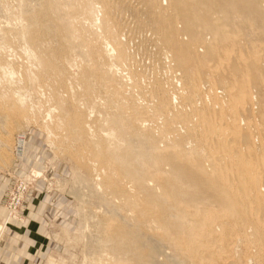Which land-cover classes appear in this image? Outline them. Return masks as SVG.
<instances>
[{
	"label": "rangeland",
	"instance_id": "rangeland-1",
	"mask_svg": "<svg viewBox=\"0 0 264 264\" xmlns=\"http://www.w3.org/2000/svg\"><path fill=\"white\" fill-rule=\"evenodd\" d=\"M207 1L196 63L169 0H0V247L17 221L23 264H264V0Z\"/></svg>",
	"mask_w": 264,
	"mask_h": 264
},
{
	"label": "bare ground",
	"instance_id": "bare-ground-1",
	"mask_svg": "<svg viewBox=\"0 0 264 264\" xmlns=\"http://www.w3.org/2000/svg\"><path fill=\"white\" fill-rule=\"evenodd\" d=\"M163 1V3H164V0H162ZM211 1V0H210ZM222 1V0H221ZM230 0H228V2H229ZM248 2H247V5H246V2L245 1H243V0H233V2H234V5L236 6H234L235 7V9L237 8V6H241L242 7V9H247L246 7H249V5L250 4H254V2H256L257 0H247ZM95 2V1H94ZM169 2H170V0H169ZM207 2H209V0L207 1ZM227 2V1H226ZM239 2V3H238ZM86 3H87V1H86ZM93 3V2H92ZM196 3H198V2H196ZM195 3V0H172L171 2H170V4H171V8L172 9H174L176 12L178 11V12H183V16H185V20H186V27H188L187 29L190 31L189 33L192 35V38H191V41L190 42H188V43H179L178 42V39L177 38H175V39H173L172 37H170L169 38V43H170V51H175V53H176V56H180V58H183L182 56H185V57H191V58H194L193 60H195L194 62H196V59H195V57H197V55H196V49L194 48V46L195 45H197V44H202L203 43V41H204V39L202 40V38H201V35L199 36L198 34H196V33H194V31L192 30V28H191V24L192 23H195L194 22V19H200L201 17H203L204 15H205V13L206 12H208L209 10H211V9H207V10H203L202 9V7L200 8L199 6H198V4L200 3L201 4V2H200V0H199V3L198 4H196ZM160 4V3H159ZM229 4V3H228ZM170 6V5H169ZM207 6H210L209 5V3L207 4ZM207 6H205V8H207ZM262 6V5H261ZM158 8H160V6H158ZM210 8H212V7H210ZM215 8V7H214ZM218 8H221V7H218ZM230 9V8H229ZM229 9H227V10H229ZM234 9V8H233ZM163 10H165V9H163ZM184 10V11H183ZM217 10V9H216ZM216 10H214V12L217 14L218 12H219V10L220 9H218V12L216 11ZM88 12H90V10L88 9L87 10ZM220 11H223L224 12V10H220ZM213 12V11H212ZM236 12V11H235ZM244 12V11H243ZM219 14V13H218ZM180 15V14H179ZM230 16H231V13L229 14ZM229 15H227V17H225V22L227 23V24H230V23H235V26L236 25H238L236 22H234V20L236 19V21H238L239 22V20H237V16L239 17V13L237 14V16H236V14H234V16L232 15V17L233 18H231ZM94 16V15H93ZM219 16V15H218ZM229 16V17H228ZM236 16V18H234ZM221 17V16H220ZM220 17H218V18H215V20H218V19H220ZM243 17V16H242ZM181 18V17H180ZM212 19H213V17H212ZM238 19H240V17L238 18ZM205 20H207V19H205ZM244 20V19H243ZM243 20H240L241 22H243ZM220 20H218V22H219ZM249 21V20H248ZM215 22L216 21H214V24H215ZM225 22H223V20H221V23H224L225 24ZM246 22V21H245ZM95 23H97V22H95ZM220 23V22H219ZM219 23H216L215 25H220ZM244 23V22H243ZM247 23V22H246ZM197 24V23H196ZM205 24V23H204ZM211 24H213V21H211ZM226 24V25H227ZM239 24H240V22H239ZM249 24V23H248ZM247 25V24H246ZM245 25V26H246ZM251 25V24H250ZM180 26V25H179ZM206 26H207V24H206ZM242 26V25H241ZM97 27H99V26H97ZM175 27H176V25H175V23H169L168 24V26H167V29H169L171 32H173L172 30H175V31H177L176 29H175ZM183 27V26H182ZM209 27V26H208ZM215 27V26H214ZM213 27V28H214ZM226 27V26H225ZM225 27H224V29H221L220 30V33H218V34H221V33H223L224 34V32H221L222 30L223 31H227L228 29H226L225 30ZM237 27V26H236ZM238 27H239V25H238ZM247 27V26H246ZM248 27H249V25H248ZM158 29H160L159 31H161L162 32V34H165V35H169L170 33L169 32H167V31H165L163 28H162V26L160 25V26H158L157 27ZM213 28L211 29V31L213 30ZM218 28V27H217ZM221 28V27H220ZM250 28V27H249ZM99 29V28H98ZM180 29H181V27H180ZM157 30V29H156ZM234 31H235V29H233ZM245 30V29H244ZM243 30V31H244ZM228 31H230V29L228 30ZM232 31V30H231ZM83 32V31H82ZM156 32V31H155ZM206 32V31H205ZM204 32V33H205ZM218 32V31H217ZM236 32H237V30H236ZM236 32H233L232 31V33L231 34H233L234 36H235V41H233V43L235 42V45H236V40L238 39V36L236 35V34H234V33H236ZM207 33V32H206ZM202 34V33H201ZM208 34V33H207ZM206 34V35H207ZM226 34H228V33H226ZM123 35V34H122ZM205 35V36H206ZM208 35H210V34H208ZM230 35V34H229ZM242 35H244L243 33H242ZM166 36V37H167ZM189 36L190 35H188L187 36V38H189ZM224 36H227V35H224ZM208 37V36H207ZM206 37V38H207ZM216 37H218V39H219V35L218 36H216ZM228 37V36H227ZM222 38V37H221ZM245 38H246V36H245ZM183 39V38H182ZM212 39V38H211ZM210 39V41H212ZM223 39H225V38H223ZM207 40H208V38H207ZM226 40V39H225ZM102 41H104V40H102ZM183 41V40H182ZM216 41V40H215ZM223 41V40H222ZM243 41V40H242ZM242 41H239V43L240 42H242ZM112 42H114V40L112 39ZM181 42V41H180ZM217 42V41H216ZM219 42V41H218ZM226 42V41H225ZM225 42H223V43H225ZM227 42H228V40H227ZM222 43V44H223ZM105 44V43H104ZM205 44H207V43H205ZM219 44V43H218ZM217 44V45H218ZM229 44H230V42H229ZM156 45V44H155ZM215 45V44H214ZM105 46H106V44H105ZM233 46V45H232ZM232 46H231V50H232ZM202 47V46H201ZM208 47V46H207ZM221 47H224V44L223 45H221ZM212 48H214L213 46H212ZM211 48V50H213ZM217 48H219V47H216V49ZM244 48V47H243ZM103 49H105V47L103 48ZM106 49H107V46H106ZM200 49V48H199ZM208 49H209V47H208ZM227 49V48H226ZM230 49V48H229ZM2 50V49H1ZM110 50H112V49H110ZM210 50V51H211ZM219 50H221L220 48H219ZM233 50H235V49H233ZM236 51V50H235ZM240 51V50H239ZM252 51V50H251ZM106 52H107V50H106ZM200 52H202V51H200ZM238 53V52H237ZM252 53V52H251ZM253 53H254V51H253ZM105 54H107V53H105ZM112 54V53H111ZM202 54V53H201ZM200 54V55H201ZM209 54V53H208ZM213 54H214V52H213ZM213 54H211L210 55V57H212V59H214L215 61H214V64H215V62H219L220 61V57H216L215 55L213 56ZM236 54V53H235ZM246 54V53H245ZM109 55V54H108ZM205 55H207V54H205ZM217 55V54H216ZM219 55H221L220 54V51H219ZM237 55V54H236ZM112 56V55H111ZM203 56V55H202ZM104 58H105V56H104ZM107 58V57H106ZM191 58H189V59H191ZM203 58V57H202ZM99 59V58H98ZM110 59V58H109ZM199 59V58H198ZM97 60V59H96ZM202 61V60H201ZM209 61V60H208ZM251 61V60H250ZM253 61V60H252ZM172 62H174V60L172 61ZM175 62H177L176 60H175ZM203 62V61H202ZM211 62H213V61H211ZM97 63V62H96ZM113 63V62H112ZM197 63V62H196ZM201 63V62H200ZM204 63H205V60H204ZM236 63V62H235ZM202 64V63H201ZM237 64V63H236ZM240 64H241V62H240ZM248 64V63H247ZM105 65H106V63H105ZM109 65V64H108ZM113 65V64H112ZM193 65L194 64H192V67H193ZM203 65V64H202ZM206 65V64H205ZM224 65H225V63H224ZM230 66H231V64H229ZM242 65V64H241ZM249 65V64H248ZM207 66V65H206ZM234 66H235V64H234ZM253 66V65H252ZM252 66H251V68H252ZM109 67V66H108ZM209 67V66H208ZM207 67V68H208ZM264 67V66H263ZM105 68H107V67H105ZM113 68H115V66L113 65ZM162 68V67H161ZM194 68V67H193ZM205 68V69H204ZM204 68H203V66H202V68L201 69H204V70H206V67L204 66ZM223 68V67H222ZM224 68H226V67H224ZM238 68H240V67H238ZM250 68V69H251ZM118 69V68H117ZM178 69V68H177ZM180 69V68H179ZM199 69H200V65H199ZM232 69H233V72H234V68H233V66H232ZM244 69V68H243ZM7 70V69H6ZM182 70V69H181ZM183 71V70H182ZM208 71V70H207ZM264 71V70H263ZM184 72V71H183ZM219 72H220V70H219ZM248 72V71H247ZM11 73V72H10ZM123 73V72H122ZM204 73H207V72H204ZM234 73H236V71L234 72ZM202 74V73H201ZM217 74V73H216ZM237 74V73H236ZM235 74V75H236ZM250 74V73H249ZM252 74H253V72H252ZM207 75H209V74H207ZM242 75H243V71H242ZM254 75V74H253ZM129 76V75H128ZM204 76H205V74H204ZM204 76H202V77H204ZM221 76V75H220ZM223 76H225V75H222V78H223ZM259 76V75H258ZM257 76V77H258ZM208 77V76H207ZM213 77H215V76H213ZM255 77V76H254ZM70 78V77H69ZM243 78H244V75H243ZM129 79V78H128ZM183 79V78H182ZM215 79H216V77H215ZM218 80V79H217ZM224 80H225V77H224ZM255 80V79H254ZM242 81H244V80H242ZM89 82V81H88ZM128 82H129V80H128ZM127 82V83H128ZM187 82V81H186ZM223 82H225L226 83V81H223ZM245 82V81H244ZM255 82H258V85H259V80L258 81H255ZM123 83V82H122ZM184 83V82H183ZM239 83V82H238ZM251 83H253V82H251ZM93 84V83H92ZM158 84V83H157ZM184 84H186V83H184ZM203 84V83H202ZM217 84V83H216ZM224 84V83H223ZM228 84V83H227ZM255 84L256 83H254V87H255ZM188 85V84H187ZM261 85V84H260ZM259 85V86H260ZM156 86V85H155ZM200 86V85H199ZM219 86H220V84H219ZM225 86V85H224ZM227 86V85H226ZM252 86V85H251ZM257 86V85H256ZM221 87V86H220ZM244 87H246V86H244ZM261 87V86H260ZM69 88V87H68ZM90 88V87H89ZM88 88V89H89ZM226 88V87H225ZM228 88V87H227ZM256 88V87H255ZM93 89V88H92ZM97 89V88H96ZM246 89V88H245ZM263 89V88H262ZM148 90V89H147ZM224 90V89H223ZM227 90V89H226ZM253 90V92L255 91V89L253 88L252 89ZM259 90V89H258ZM27 91V90H26ZM225 91V90H224ZM235 91L236 92H238V90H236L235 89ZM150 92V91H149ZM219 92H221L222 93V91L221 90H219ZM245 92V91H244ZM258 91L256 90V92H254V94L255 93H257ZM260 92V91H259ZM264 93V92H263ZM45 94H46V92H45ZM53 94V93H52ZM223 94V93H222ZM229 94V93H228ZM237 95V94H236ZM257 95V94H256ZM256 95H253V96H255V102H257L256 101ZM263 95V94H262ZM169 96V95H168ZM170 96H171V94H170ZM69 97V96H68ZM138 97V96H137ZM172 97V96H171ZM215 97V96H214ZM225 97V96H224ZM249 96H247V98H248ZM260 97V96H259ZM98 98V97H97ZM119 98V97H118ZM264 97H262V99H263ZM90 99V98H89ZM215 99V98H214ZM249 99V98H248ZM252 99V98H251ZM259 99V98H258ZM94 100V99H93ZM96 101H97V99H95ZM173 100V99H172ZM247 100V99H246ZM250 100V99H249ZM89 101V100H88ZM123 100H121V102H122ZM248 101V100H247ZM259 101V100H258ZM87 102V101H86ZM95 102V101H94ZM103 102V101H102ZM249 102V101H248ZM258 103V102H257ZM243 104V103H242ZM224 105V104H223ZM239 105H240V103H239ZM214 106V105H213ZM236 107V106H235ZM246 107V109H247V106H245ZM250 107V106H249ZM240 108H241V106H240ZM120 109H122V108H120ZM120 109H118V110H120ZM216 109V108H215ZM123 110V109H122ZM264 110V109H263ZM116 111V110H115ZM225 111V110H224ZM248 111V110H247ZM245 112V111H244ZM263 112V111H262ZM91 113V112H90ZM131 113H133V112H131ZM135 114V113H134ZM246 114V113H245ZM91 115V114H90ZM131 115V114H130ZM133 115V114H132ZM222 115H224L223 114V112H222ZM253 116V115H252ZM119 118V117H118ZM199 118V117H198ZM226 118V117H225ZM240 118H242V117H240ZM244 118V117H243ZM254 118V117H253ZM223 119H224V117H223ZM227 119V118H226ZM239 119V118H238ZM245 119V118H244ZM139 120V119H138ZM254 120V119H253ZM111 121H113V120H111ZM224 121V120H223ZM239 121V120H238ZM200 122V121H199ZM242 122H243V120H242ZM241 123V122H240ZM107 124V123H106ZM144 124H146V123H144ZM208 124V123H207ZM137 125H139V123L137 124ZM159 125H160V121H159ZM158 125V126H159ZM240 125V124H239ZM87 126V125H86ZM142 126V125H141ZM178 126V125H177ZM241 127V126H240ZM135 129H137V128H135ZM147 129V128H146ZM163 130H164V128H162ZM182 129V128H181ZM248 129H249V127H248ZM139 130V129H138ZM138 130H136V131H138ZM155 130H156V128H155ZM218 130V129H217ZM135 131V132H136ZM227 131V130H226ZM120 132V131H119ZM126 133V132H125ZM215 133V132H214ZM228 133V132H227ZM104 134H106V133H104ZM216 134V133H215ZM109 134H107V136H108ZM220 135V134H219ZM129 136V135H128ZM190 136V135H189ZM191 137V136H190ZM210 137H211V135H210ZM220 137H225V134H224V132L222 133V135H220ZM238 137V136H237ZM151 139V138H150ZM166 139H168V138H166ZM227 139V138H226ZM238 139V138H237ZM239 139H240V141H241V137H239ZM148 140V139H147ZM224 140H225V138H224ZM152 142V141H151ZM224 142V141H223ZM160 143V142H159ZM229 143V142H228ZM241 143H242V141H241ZM152 144V143H151ZM161 144V143H160ZM159 144V145H160ZM230 144V143H229ZM242 146H243V144H242ZM152 148H154V147H152ZM151 150V149H150ZM159 150V149H158ZM155 151H157L156 149H155ZM230 152V151H229ZM242 153V152H241ZM231 157V156H230ZM122 158V157H121ZM244 160V159H243ZM238 161V160H237ZM233 162V161H232ZM245 162V161H244ZM235 163V162H234ZM239 163H241V161L239 162ZM254 166V165H253ZM161 167H163V166H161ZM133 168V167H132ZM131 169V168H130ZM137 169V168H136ZM157 170H160V169H157ZM264 170V169H263ZM128 171V170H127ZM136 171H138V170H136ZM252 171V170H251ZM251 171H249L248 173H250ZM258 171H259V169H258ZM131 172V171H130ZM134 172V171H133ZM253 172V171H252ZM260 172V171H259ZM264 172V171H263ZM132 173V172H131ZM252 176V175H251ZM255 176V174H253V177ZM141 177V176H140ZM250 177V176H249ZM143 179V178H142ZM188 179V178H187ZM251 179V178H250ZM253 179V178H252ZM251 179V180H252ZM140 180V179H139ZM215 180H216V178H215ZM139 182V181H138ZM148 182V181H147ZM152 183V187H150V188H148V187H144L143 186V190H144V192H146V194L147 195H150V194H152V190L153 189H157V188H159V184L158 183H156V181L154 180V179H150L149 180V184H151ZM253 183V182H252ZM262 183V182H261ZM141 184H142V182H141ZM263 184V183H262ZM252 186H253V184H252ZM263 187H264V185H260V182L258 183V184H256V185H254V192L255 193H257V194H260V193H262V191H263ZM142 190V191H143ZM166 191V190H165ZM262 198V197H261ZM222 259V258H221ZM220 260V259H219ZM218 260V261H219ZM223 260V259H222ZM100 264V263H99ZM101 264H103V263H101Z\"/></svg>",
	"mask_w": 264,
	"mask_h": 264
},
{
	"label": "crops",
	"instance_id": "crops-1",
	"mask_svg": "<svg viewBox=\"0 0 264 264\" xmlns=\"http://www.w3.org/2000/svg\"><path fill=\"white\" fill-rule=\"evenodd\" d=\"M2 212L0 210L1 217ZM10 224L8 240L0 247V264H23L33 254L32 251L39 242V230L30 222L20 224L14 221Z\"/></svg>",
	"mask_w": 264,
	"mask_h": 264
}]
</instances>
